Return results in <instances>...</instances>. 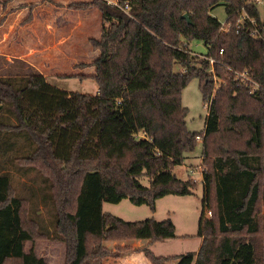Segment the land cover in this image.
I'll list each match as a JSON object with an SVG mask.
<instances>
[{"label": "trees", "instance_id": "1", "mask_svg": "<svg viewBox=\"0 0 264 264\" xmlns=\"http://www.w3.org/2000/svg\"><path fill=\"white\" fill-rule=\"evenodd\" d=\"M120 2L130 3L133 17L93 1L103 17L100 36L91 39L98 55L88 76L97 94L61 89L39 72L0 75V264H49L36 252L44 238L66 244L65 264L118 256L132 248L113 250L106 242L127 239L148 240L141 250L150 262L168 264L171 256H158L150 245L177 237L171 218L126 221L104 203L128 198L155 211L166 195L194 194L196 179H182L174 169L199 141L204 199L197 235L203 241L198 252L177 256L178 264H264V21L257 2ZM221 4L228 21L249 16L239 32L234 25L223 32L211 14ZM192 40L208 52L195 54ZM237 73L255 86L239 85ZM194 78L208 103L201 132L188 127L190 110L182 101ZM220 78L227 85L215 96ZM15 158L45 176L53 229L37 219L33 192L28 198L14 192L6 163Z\"/></svg>", "mask_w": 264, "mask_h": 264}, {"label": "rangeland", "instance_id": "2", "mask_svg": "<svg viewBox=\"0 0 264 264\" xmlns=\"http://www.w3.org/2000/svg\"><path fill=\"white\" fill-rule=\"evenodd\" d=\"M93 1L0 0V75L39 72L61 89L97 94L98 85L88 76L94 72L91 63L98 55L91 39L100 36L103 17L100 7L93 4ZM257 4L264 21V0ZM211 14L221 23L228 21L224 4L213 8ZM190 49L199 56L208 52L204 43L198 40L191 41ZM175 69L180 70V67L176 65ZM241 75L237 73L235 77L239 85L255 86L252 81H243ZM222 85H227L223 78L215 81V96ZM182 101L190 110L188 127L192 131L201 132L205 128L208 103H204L198 78H194L183 89ZM228 110L225 107L224 114ZM202 151L203 143L199 141L196 151L174 169L182 179H196L198 186L194 194L166 195L158 199L155 211L146 204L135 205L128 198L119 203H104L106 212L126 221H142L151 217L160 221L171 218L176 225L177 237L159 240L150 246L158 256H171L168 264H178L177 256L198 252L202 245L203 239L197 235L204 199ZM12 161L13 163L7 162L6 166L12 175L14 192L26 198L31 197L33 192V200L39 205L37 219L42 225L53 229L54 210L52 202L47 198L49 189L44 182L45 176L35 169L23 166L16 158ZM27 211L26 204L23 215L28 222ZM31 245L29 243L27 248ZM65 245L63 242L44 238L36 242V252L49 264H64ZM101 263L100 260L91 261V264Z\"/></svg>", "mask_w": 264, "mask_h": 264}, {"label": "crops", "instance_id": "3", "mask_svg": "<svg viewBox=\"0 0 264 264\" xmlns=\"http://www.w3.org/2000/svg\"><path fill=\"white\" fill-rule=\"evenodd\" d=\"M106 245L113 250H117L118 247H131L132 250H127V249L122 250L120 251L118 256L107 257L104 260H102L101 264H152L150 260L146 257L144 251L141 250L145 246L149 245V241L146 239H127L120 241H107ZM65 253H66V245H65Z\"/></svg>", "mask_w": 264, "mask_h": 264}, {"label": "built area", "instance_id": "4", "mask_svg": "<svg viewBox=\"0 0 264 264\" xmlns=\"http://www.w3.org/2000/svg\"><path fill=\"white\" fill-rule=\"evenodd\" d=\"M107 2V4L112 5V6H116L119 7L120 9H122L125 13H127V15H129L130 17H133V14L131 12V5L129 2H126L124 4H122L120 2V0H105ZM255 2H259L260 0H254ZM249 16L244 13L242 16H240L236 22L233 21H227L225 23H222V31L223 32H229L232 29V25L235 26L236 31L239 32L242 25L245 23V20L248 19ZM251 19V18H250ZM253 21V20H252ZM254 22V21H253ZM224 49L220 50V53H223ZM211 60L213 61V59L211 58ZM241 78L243 79V81H252L247 75L242 74ZM253 82V81H252Z\"/></svg>", "mask_w": 264, "mask_h": 264}, {"label": "water", "instance_id": "5", "mask_svg": "<svg viewBox=\"0 0 264 264\" xmlns=\"http://www.w3.org/2000/svg\"><path fill=\"white\" fill-rule=\"evenodd\" d=\"M183 17H185V18H187L188 20H190V17H189V14H188V13H185V14L183 15Z\"/></svg>", "mask_w": 264, "mask_h": 264}]
</instances>
